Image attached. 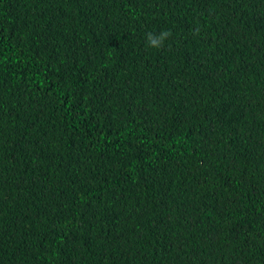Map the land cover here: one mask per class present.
<instances>
[{
	"label": "trees",
	"instance_id": "16d2710c",
	"mask_svg": "<svg viewBox=\"0 0 264 264\" xmlns=\"http://www.w3.org/2000/svg\"><path fill=\"white\" fill-rule=\"evenodd\" d=\"M0 264H264V0H0Z\"/></svg>",
	"mask_w": 264,
	"mask_h": 264
},
{
	"label": "clouds",
	"instance_id": "9594fccd",
	"mask_svg": "<svg viewBox=\"0 0 264 264\" xmlns=\"http://www.w3.org/2000/svg\"><path fill=\"white\" fill-rule=\"evenodd\" d=\"M171 33L167 31H162L158 35L149 33L147 35L148 46L153 49H159L162 47L164 41L170 37Z\"/></svg>",
	"mask_w": 264,
	"mask_h": 264
}]
</instances>
